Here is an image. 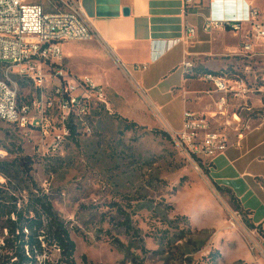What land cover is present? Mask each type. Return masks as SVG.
Returning a JSON list of instances; mask_svg holds the SVG:
<instances>
[{"label":"rangeland","instance_id":"1","mask_svg":"<svg viewBox=\"0 0 264 264\" xmlns=\"http://www.w3.org/2000/svg\"><path fill=\"white\" fill-rule=\"evenodd\" d=\"M27 1L48 13L62 9L60 0ZM238 40L226 39L228 44ZM228 59L231 64L222 75L243 79L250 90L246 97H229L227 114L217 116L227 123L223 127L231 139L234 125L229 121L239 119L243 132L247 124L264 120V70L249 57ZM191 64L190 74L196 67ZM60 68L70 76L93 79L104 89L108 104L96 107L86 122L79 120L75 135L57 152H47L51 137L43 139L40 131L0 121V162L24 156L34 162L39 192L65 221L78 264H264V236L250 227L248 212L213 181L212 167L189 163L161 134L168 133L167 126L181 130L183 105H162L170 96L159 101L158 89L146 91V96L160 105L144 102L96 40L67 43ZM4 71L0 66V76ZM180 73L159 88L178 84ZM141 75L136 72L134 78ZM13 80L18 81L19 105L41 101L31 84ZM151 86L148 81L144 90ZM51 118L59 126L58 114ZM127 123L137 127L127 130ZM215 168H220L218 163ZM8 175L0 172V194L6 201L13 197L23 202L26 185ZM57 254L50 253L53 258Z\"/></svg>","mask_w":264,"mask_h":264},{"label":"crops","instance_id":"2","mask_svg":"<svg viewBox=\"0 0 264 264\" xmlns=\"http://www.w3.org/2000/svg\"><path fill=\"white\" fill-rule=\"evenodd\" d=\"M80 2L102 39L99 42L108 49L110 55L126 65L133 75L136 72L142 73L140 79L136 80L143 89L150 81L152 86L144 90L145 93L158 89L159 101L170 96L162 105H183V117L185 111L205 114L212 129L227 134L228 147L223 157L215 159L220 168L212 171V176L215 177L213 181L233 192L242 208L251 213L252 224L260 226L264 236V120L255 125L247 124V129L243 132L241 127L244 125L239 119L229 121L234 125L230 139L227 128L223 127L227 123L217 117L220 116L217 102L222 94L201 76L209 72L224 76L222 72L231 64V59L228 58L246 57L241 51V42L249 29L248 12L255 8L264 14V0H193L187 6L184 0ZM207 19L241 20L243 31L238 36L229 30H213L208 34L203 30ZM190 27L196 29V35L188 39L186 32ZM229 36L238 37L239 40L228 44L226 39ZM66 44L63 45V52ZM253 51L250 59L255 60L264 70V41L255 43ZM185 62L195 63V73L190 74L186 70ZM179 71L178 84L159 88L164 80ZM203 86L206 87L205 90H196ZM141 99L150 105H160L153 103L146 95ZM212 119L219 124L217 127ZM166 131L176 132L170 126L166 127Z\"/></svg>","mask_w":264,"mask_h":264},{"label":"built area","instance_id":"3","mask_svg":"<svg viewBox=\"0 0 264 264\" xmlns=\"http://www.w3.org/2000/svg\"><path fill=\"white\" fill-rule=\"evenodd\" d=\"M192 1L184 0V4ZM60 4V11L48 13L42 5L27 0H0V66L5 70L0 76V121L21 130L40 131L43 139L51 137L48 153L60 150L72 136L71 125L77 129L79 120L86 122L96 107L108 104L104 89L93 79L73 77L60 68L65 43L102 40L80 0H60ZM247 23L249 29L242 38L241 51L250 58L255 43L264 41V14L251 8ZM203 30L208 34L229 30L238 36L243 31V21L207 19ZM195 35L194 27L187 29L188 39ZM114 60L138 95L145 98L146 93L132 71ZM184 67L189 71L192 64L185 62ZM14 78L31 84L40 92L41 101L19 105L18 81ZM204 78L222 94L217 102L221 115L227 114L229 97L242 98L250 92L243 79L212 74ZM53 114H58L60 127L52 121ZM168 134L183 158L197 166L204 163L212 171L215 159L223 157L228 147L227 134L213 131L205 114L185 111L182 130ZM205 171L210 174L208 169Z\"/></svg>","mask_w":264,"mask_h":264},{"label":"trees","instance_id":"4","mask_svg":"<svg viewBox=\"0 0 264 264\" xmlns=\"http://www.w3.org/2000/svg\"><path fill=\"white\" fill-rule=\"evenodd\" d=\"M208 74L221 76L215 72L201 76ZM136 127V123L126 125L127 130ZM70 128L72 135H75L76 127L71 125ZM161 134L169 137L168 133ZM33 164L27 156L0 162V172H9L8 178L12 176L15 180H22L26 185L22 190L27 192L26 199L21 203L13 197L10 198L11 202L6 201L0 194V200H3L0 202V223L3 231L0 264H78L75 259L76 243L48 196L39 192L32 175ZM226 190L233 194L230 189ZM248 214L251 215L249 212ZM250 227L259 229L262 235L260 226L255 227L252 224ZM54 251L58 253L56 258L50 255ZM83 260L86 261L87 258L83 257Z\"/></svg>","mask_w":264,"mask_h":264}]
</instances>
